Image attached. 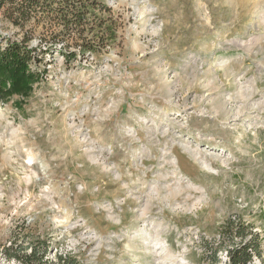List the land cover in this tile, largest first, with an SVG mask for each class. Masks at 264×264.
Returning a JSON list of instances; mask_svg holds the SVG:
<instances>
[{"label":"rangeland","instance_id":"rangeland-1","mask_svg":"<svg viewBox=\"0 0 264 264\" xmlns=\"http://www.w3.org/2000/svg\"><path fill=\"white\" fill-rule=\"evenodd\" d=\"M105 2L114 45L69 62L78 38L55 45L26 95L0 99V242L209 264L205 242L240 217L264 258V0ZM0 20L31 46L55 29Z\"/></svg>","mask_w":264,"mask_h":264},{"label":"trees","instance_id":"trees-1","mask_svg":"<svg viewBox=\"0 0 264 264\" xmlns=\"http://www.w3.org/2000/svg\"><path fill=\"white\" fill-rule=\"evenodd\" d=\"M0 15L16 27L25 28L34 20L55 28L48 34L44 32L37 46H31L27 36L12 41L0 34V99L4 101L30 91L41 75L38 65L53 53L55 45L78 38L79 51L67 54L69 62L71 55L74 60L80 54L99 56L118 39L119 21L105 0H0ZM36 241L27 246L16 238L0 242V263L15 260L20 264H84L71 252L52 253V245L46 240ZM204 247L206 253L212 251L209 264H264L259 232L240 217L228 218L220 240L205 242ZM222 251L227 255L225 262L218 256Z\"/></svg>","mask_w":264,"mask_h":264}]
</instances>
